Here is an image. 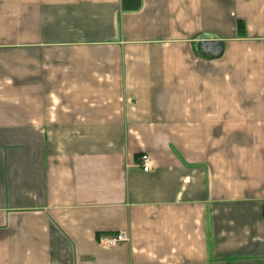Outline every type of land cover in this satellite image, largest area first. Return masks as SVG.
I'll list each match as a JSON object with an SVG mask.
<instances>
[{
    "label": "crops",
    "instance_id": "crops-1",
    "mask_svg": "<svg viewBox=\"0 0 264 264\" xmlns=\"http://www.w3.org/2000/svg\"><path fill=\"white\" fill-rule=\"evenodd\" d=\"M0 264H264V0H0Z\"/></svg>",
    "mask_w": 264,
    "mask_h": 264
},
{
    "label": "built area",
    "instance_id": "built-area-1",
    "mask_svg": "<svg viewBox=\"0 0 264 264\" xmlns=\"http://www.w3.org/2000/svg\"><path fill=\"white\" fill-rule=\"evenodd\" d=\"M139 165L144 173L151 172L154 168L153 160L149 155H141L139 158ZM129 241L128 235L125 233H118L116 235L106 237L101 240V244L108 247L116 246L120 243H126Z\"/></svg>",
    "mask_w": 264,
    "mask_h": 264
}]
</instances>
